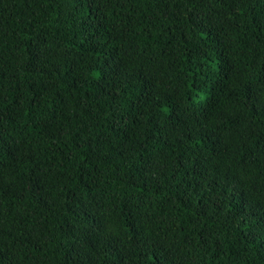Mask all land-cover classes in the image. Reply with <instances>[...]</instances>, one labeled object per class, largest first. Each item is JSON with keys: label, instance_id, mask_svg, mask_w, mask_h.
I'll list each match as a JSON object with an SVG mask.
<instances>
[{"label": "trees", "instance_id": "obj_1", "mask_svg": "<svg viewBox=\"0 0 264 264\" xmlns=\"http://www.w3.org/2000/svg\"><path fill=\"white\" fill-rule=\"evenodd\" d=\"M0 264H264V0H0Z\"/></svg>", "mask_w": 264, "mask_h": 264}]
</instances>
